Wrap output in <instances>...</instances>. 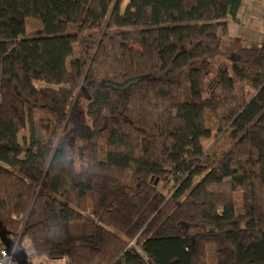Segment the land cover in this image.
Here are the masks:
<instances>
[{
	"label": "trees",
	"instance_id": "trees-1",
	"mask_svg": "<svg viewBox=\"0 0 264 264\" xmlns=\"http://www.w3.org/2000/svg\"><path fill=\"white\" fill-rule=\"evenodd\" d=\"M241 1L0 0V222L17 250L264 264V42L227 36Z\"/></svg>",
	"mask_w": 264,
	"mask_h": 264
},
{
	"label": "rangeland",
	"instance_id": "rangeland-1",
	"mask_svg": "<svg viewBox=\"0 0 264 264\" xmlns=\"http://www.w3.org/2000/svg\"><path fill=\"white\" fill-rule=\"evenodd\" d=\"M237 18L238 21L228 22L227 36L248 44L255 41L264 42V0H242ZM252 92L248 90L247 94L251 95ZM22 136L23 132L19 137ZM64 262L63 260L53 261L54 264H65Z\"/></svg>",
	"mask_w": 264,
	"mask_h": 264
},
{
	"label": "built area",
	"instance_id": "built-area-1",
	"mask_svg": "<svg viewBox=\"0 0 264 264\" xmlns=\"http://www.w3.org/2000/svg\"><path fill=\"white\" fill-rule=\"evenodd\" d=\"M23 252L27 264H54L53 261L38 262L29 244L27 245V247L25 246V250ZM0 264H16V262L12 260L11 255L8 253L6 246L3 244L1 240H0Z\"/></svg>",
	"mask_w": 264,
	"mask_h": 264
},
{
	"label": "water",
	"instance_id": "water-1",
	"mask_svg": "<svg viewBox=\"0 0 264 264\" xmlns=\"http://www.w3.org/2000/svg\"><path fill=\"white\" fill-rule=\"evenodd\" d=\"M0 240L6 246L8 253L11 255L12 260L16 262V264H27L24 256V252L22 250H17L14 247L13 241L6 236L1 222H0Z\"/></svg>",
	"mask_w": 264,
	"mask_h": 264
}]
</instances>
